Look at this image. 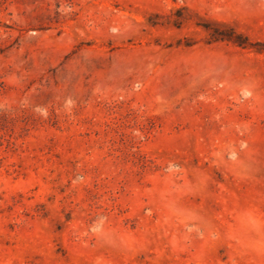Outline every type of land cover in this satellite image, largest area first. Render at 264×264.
I'll list each match as a JSON object with an SVG mask.
<instances>
[{"label":"rangeland","instance_id":"rangeland-1","mask_svg":"<svg viewBox=\"0 0 264 264\" xmlns=\"http://www.w3.org/2000/svg\"><path fill=\"white\" fill-rule=\"evenodd\" d=\"M0 264H264V0H0Z\"/></svg>","mask_w":264,"mask_h":264}]
</instances>
